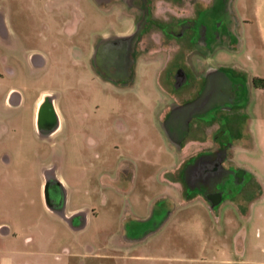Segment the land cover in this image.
<instances>
[{"label":"rangeland","instance_id":"obj_1","mask_svg":"<svg viewBox=\"0 0 264 264\" xmlns=\"http://www.w3.org/2000/svg\"><path fill=\"white\" fill-rule=\"evenodd\" d=\"M0 17L6 18L8 32L0 38L1 116L29 117L36 103L43 99L37 110L38 119L48 101L53 102L65 120L62 133L38 142V162L46 177L43 191L47 190L48 199L53 201L49 173L60 164L61 174L69 179L72 188L68 208L80 204L89 209L92 205L113 215L102 214L79 234L60 226L54 235V247L49 250V260L56 264H80L82 260L74 255L85 252L108 257L98 261L85 259L84 264H238L233 263L240 260L235 252V236L241 230V243L245 230L246 245L257 249L251 254L264 262V252H259L264 249V206L247 220L244 216L248 213V201L243 197L244 186L250 188L253 197L258 194L257 182L264 186V122L262 126L256 122L264 115L262 92L251 96L245 110L253 121L238 139L224 131L214 134L211 125L204 131L199 123H193L186 137L173 139L163 122L169 95L157 83L163 55L138 54L134 78L126 85L104 79L93 67L98 40L125 33L132 26L133 10L125 2L0 0ZM240 46L235 51L216 50L230 62L235 59L240 63L246 53L243 44ZM36 55L44 57V67L35 65ZM201 61L204 65L205 60ZM208 61L215 65L214 56ZM194 62L196 58L189 60L190 64ZM258 74L264 78V69ZM10 88L25 99L18 111L3 108ZM184 91L187 92L177 93L176 98H184ZM226 115H216L225 119V127L229 119ZM232 117L243 124L244 118L238 112ZM122 125L125 133H121ZM26 129L23 120L21 130ZM234 130L233 126L230 134L234 135ZM31 141L26 133L7 136L5 145L16 152L20 147H30ZM199 141L204 143H195ZM185 144L187 148L182 149ZM217 149L221 150L214 159L223 167L222 178L212 190L222 196V206L212 210L202 197L191 195V200L185 199L181 188L174 184L181 178V168H177L184 161L192 160L200 150ZM27 157L34 159L32 153ZM127 163L135 165L131 183L121 180L113 184L120 165L125 167ZM33 170L27 174L32 179L26 187L12 184L8 204L10 220L27 227H34L43 213L35 186L41 177ZM89 170L91 201L78 193L77 186L83 181L84 171L89 175ZM238 171H243L239 181ZM113 185L123 189V193ZM193 189L211 191L205 185L189 191ZM24 250L31 251L29 246ZM27 258L19 264H33L39 256Z\"/></svg>","mask_w":264,"mask_h":264},{"label":"crops","instance_id":"obj_2","mask_svg":"<svg viewBox=\"0 0 264 264\" xmlns=\"http://www.w3.org/2000/svg\"><path fill=\"white\" fill-rule=\"evenodd\" d=\"M150 9L156 25L152 26V29L149 30L148 36L151 37L148 38L153 40L152 46L154 47V51L164 55L165 59L172 57L174 51L168 46L160 48L159 43L163 38L161 28L171 24L173 27L169 30L176 33L178 29L177 24L193 22L192 28L185 30L180 41H182L181 51L183 52V56H186V66L189 72L196 75V92L201 91V93L207 94L213 89H217L219 93H221V90H224L228 93L230 91V95L238 99L237 102H227V104L221 100H218L216 103H208L206 109L209 113L211 111L214 112L216 107L225 105L228 106L230 110L224 111L217 109V111L214 112L215 116H203L199 122L195 123H199V126H201L204 131H207L209 125H211L214 134L227 128L231 130L234 126V135L230 134V136L233 139H238L241 134L247 130L248 124L253 121L248 118V111L245 110L249 101H251V96H256L258 92H262L264 96V85L263 87H259L253 84V80L261 79L264 81V78L258 74L260 70L264 69V0H150ZM6 21L5 17H0V38L8 35ZM173 40L174 39H171L172 43H174ZM237 43L238 47H241L240 45L243 44L244 51L246 52L244 59L240 63H237L235 59L230 62L226 56L216 50L228 49V51H235L238 47H233V45ZM228 44L231 45L228 46ZM157 50L160 52H157ZM219 54H221L220 58H218ZM212 56L215 58V65L209 64L208 59ZM195 58L197 62L190 64L189 60ZM217 58L221 60H217ZM202 59L205 60L203 63L204 65H202ZM44 64V57L36 55L35 65L44 67ZM164 65L165 62L157 73L159 74L157 76L158 86L162 78ZM258 69L260 70L258 71ZM208 73H217L219 76L216 75L213 78H205V75ZM241 81H244V83ZM251 83L252 85H250ZM237 90L238 92L244 90V92H242L243 94L239 92L237 95ZM223 94H225V92ZM223 94L221 93L220 97L223 96ZM13 96H15V98L12 99ZM171 97L176 100L174 95ZM183 99L184 98H180L176 102H185ZM191 99L192 98H187L186 100L189 101ZM2 103L3 108L7 110L18 111L24 106L25 99L20 92L10 88ZM40 104L41 99L33 107V114L26 118H22L19 115L13 116V118L6 116V119L5 116H1L0 114V264H19L20 260L23 258L28 259L27 257L29 256H39L33 264H56L54 260H49L48 258L51 255L49 250L52 249L55 244L54 235L58 232L60 226H63L67 231L79 234L94 221L97 222V219L101 217L102 214H105L106 217H113V215L107 213L103 209L98 211L92 205L89 209L82 207L80 204L74 208H68L69 202L71 201L72 188L69 179L61 174L62 165L60 164L54 165L53 170H51L52 172L49 173L50 180L56 181L57 185L53 183L54 202L48 199L47 190L45 192L43 191L46 179L45 173L38 162V152L40 151L39 144L44 137L51 138L62 133L65 120L60 115L56 106L53 105L57 119V127L55 130L43 134L39 127L37 116V110ZM219 112H226L228 114L226 115V117H229V119L226 120V123H228L226 127L225 119L221 117L216 118ZM235 112L243 116V124L240 125V122L232 117ZM255 112L257 113L256 110ZM22 119L27 126L25 131L21 130ZM256 119V122L262 126L261 123L264 122V115ZM223 120L224 124L221 122ZM120 127L122 128L121 133H125L124 126L122 125ZM26 133L32 139V145L30 147H20V149L16 151L17 153L12 152L9 150L10 148L6 147L5 138L7 136H22V134ZM218 136L220 135H217V137ZM249 138L250 135L248 136V139ZM195 143L203 144L204 142L199 141ZM185 145L182 146V149L185 147L187 148V145ZM220 150H218V153ZM199 152L204 151L200 150ZM30 153L33 154V160H30L32 156L30 158L27 157ZM17 154L18 156H14ZM192 161L193 160L184 161L182 165L178 166L177 170L181 168V178H179V180L176 179L174 185L181 188L185 199L188 200L191 198V195H194L196 196L195 198L202 197L203 201L209 203L200 191H194V189L192 192L189 191L190 188L197 187L194 181H190V179L186 178L187 172L194 168L193 163H191ZM207 167L208 170L217 176L221 173L223 168L216 159H209ZM34 168L37 173L39 172L41 177L40 183H36L35 186L39 191V199L43 213L42 217H40L41 219L34 222V227L23 225L22 227L17 221L13 222L10 220V210H8V204L10 203L9 195L13 183H17L22 187H26L28 183H30L32 178L27 176V174L33 173ZM119 168L120 169L117 171L118 174L116 173L114 177L115 179H111L113 184L121 180L127 181L130 184L133 179V174L135 173V165L127 163L125 167L120 165ZM172 171L173 170H171V172ZM16 173H22V176ZM90 173L91 170H89V175L84 171L83 181H80L77 186L79 189L78 193L91 201ZM177 174L179 175V171ZM106 177L108 178V176ZM257 186L258 194H256L255 197H253V193L251 194L250 188L248 189L247 186H244L243 197L248 201V213L245 214L244 218L247 220L251 219L253 213H256L260 207L264 206V186L262 184L260 185L258 182ZM113 188H116L122 193L124 191L123 189H118L115 185H113ZM100 199L103 200V196H101ZM221 200L222 196L220 195L219 200L215 204L211 205L209 203V207L212 210H215L214 208L216 207L218 209L222 206L220 203ZM232 200H234V198ZM90 201L89 204H91ZM106 203L107 201L105 200V204ZM240 236L241 230L235 236V244H238V246L235 247V252L240 256V260H234L233 263L264 264V262L256 260L253 256L254 254H251V251H256L257 249L252 245H250V247L246 245L247 233H245V230L243 231V241L241 243L239 242ZM27 246H29L31 251L24 250ZM259 252L263 253L264 249H261ZM77 254L74 256L82 260L80 264H84L85 259H95L98 261L108 257L100 253L78 252ZM207 261L210 262L209 260ZM23 264L31 263L26 262Z\"/></svg>","mask_w":264,"mask_h":264},{"label":"flooded vegetation","instance_id":"obj_3","mask_svg":"<svg viewBox=\"0 0 264 264\" xmlns=\"http://www.w3.org/2000/svg\"><path fill=\"white\" fill-rule=\"evenodd\" d=\"M119 2H125L127 6L133 10L134 20L132 26L129 30L120 35L100 38L94 48L92 63L94 69L104 79L126 85L131 84L134 78L135 60L138 54L156 53L152 46L153 40L148 38L151 37L148 36L149 30H151L152 26L156 25V23L152 17L150 0H119ZM177 26L178 29L176 33L169 30L173 27L171 24L162 27L161 31L163 38L159 43L160 48L168 46L174 51L172 57L168 59H165L163 55V64L165 62V65L162 71V78L159 81L160 88L166 91L170 99L169 108L164 115L163 122L167 134L173 139L186 137L189 135L193 123L199 122L203 116L214 115V112L217 110L209 113L206 109L208 103H216L218 100L226 102V104L227 102L232 103L238 101L233 95H230V91L228 93L227 91L221 90L222 94L225 92L221 97V93H219L217 89H213L207 94H203L201 91L196 92V75L189 72L186 66V56H183V52L181 51L182 41H180L185 30L192 28L193 22H183L177 24ZM171 39H174V43L171 42ZM159 50H157V52H160ZM158 55L160 56L162 54ZM216 75L219 76L217 73H208L205 75V78H213ZM241 82L244 83V81ZM183 90H187V92H183L186 95L183 99L185 102L178 103L176 101L180 98H176V94ZM239 92L237 90L236 94L238 95ZM242 92H244V90ZM172 94L175 95L174 97L176 100L171 97ZM187 98L192 99L187 101ZM42 102L43 99L41 100V103ZM45 105H48V107L43 110L42 116L38 119L39 127L43 134H47V132L49 133L57 127L53 102L46 101ZM220 107L222 108L218 110H230L226 105ZM221 122L224 124V120ZM223 131L230 135V130L228 128L220 130L218 134ZM217 150L199 152L191 162L194 168L189 170L186 176L190 181H194L197 184V189H200V186L203 185L210 188V192L203 193L201 190L199 191L211 205L219 200L220 194L213 192L212 186L220 181L222 172L219 173L218 176L213 174L208 170L207 163L209 159L213 160L217 158L215 157V155L219 154ZM236 179H238V181L241 179L239 174ZM50 183L52 185L53 183L57 185L56 181L50 180ZM54 200L55 198H53V202Z\"/></svg>","mask_w":264,"mask_h":264},{"label":"trees","instance_id":"obj_4","mask_svg":"<svg viewBox=\"0 0 264 264\" xmlns=\"http://www.w3.org/2000/svg\"><path fill=\"white\" fill-rule=\"evenodd\" d=\"M253 84H254L255 86L263 87V85H264V81L261 80V79L253 80ZM220 108H222V107H216L214 110H217V109H220ZM47 185H48V184H47Z\"/></svg>","mask_w":264,"mask_h":264},{"label":"water","instance_id":"obj_5","mask_svg":"<svg viewBox=\"0 0 264 264\" xmlns=\"http://www.w3.org/2000/svg\"><path fill=\"white\" fill-rule=\"evenodd\" d=\"M239 177L243 175V171H238Z\"/></svg>","mask_w":264,"mask_h":264}]
</instances>
